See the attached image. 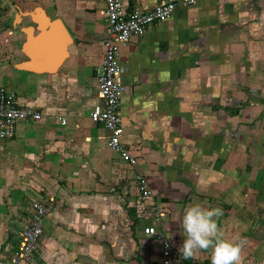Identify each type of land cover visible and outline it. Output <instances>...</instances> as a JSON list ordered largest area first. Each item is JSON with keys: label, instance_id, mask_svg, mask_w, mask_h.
<instances>
[{"label": "crops", "instance_id": "0c3cea01", "mask_svg": "<svg viewBox=\"0 0 264 264\" xmlns=\"http://www.w3.org/2000/svg\"><path fill=\"white\" fill-rule=\"evenodd\" d=\"M104 11L103 0H0V51L10 46L14 60L0 87L44 114L0 142V264H13L34 200L55 208L33 264H161L149 226L171 241V264H211V249L179 252L193 203L222 209L225 238L246 240L243 264H264V0H196L122 49L123 142L136 167L90 118Z\"/></svg>", "mask_w": 264, "mask_h": 264}, {"label": "built area", "instance_id": "2783aa9c", "mask_svg": "<svg viewBox=\"0 0 264 264\" xmlns=\"http://www.w3.org/2000/svg\"><path fill=\"white\" fill-rule=\"evenodd\" d=\"M104 16L107 22L105 36L99 45L102 49V61L97 69V104L90 113L95 125L102 126L109 133L108 146L120 159L131 167L138 165V159L126 148L123 142L124 127L120 116L122 100L128 87L122 80L125 72L121 64L122 49L133 38L142 37L148 29L159 22L170 19L176 10L183 6H194L196 0H171L147 10H128L124 0H103ZM44 114L34 105H21L16 91L0 87V142L12 139L21 122L36 124L42 121ZM62 125L67 119L59 117ZM138 199L147 202L154 196L151 182L143 174L136 176ZM55 205L34 200L29 205V223L22 232L21 246L13 252V264H33L40 253V243L45 232V218L52 213ZM144 234L156 238L162 247L161 264H171L173 247L166 234L154 226L144 229Z\"/></svg>", "mask_w": 264, "mask_h": 264}, {"label": "clouds", "instance_id": "9594fccd", "mask_svg": "<svg viewBox=\"0 0 264 264\" xmlns=\"http://www.w3.org/2000/svg\"><path fill=\"white\" fill-rule=\"evenodd\" d=\"M221 215L222 209L200 203L189 204L184 209L178 222L185 237L179 252L185 260L211 249V264H243L242 251L246 240L239 234L225 238L215 219Z\"/></svg>", "mask_w": 264, "mask_h": 264}, {"label": "rangeland", "instance_id": "374dc122", "mask_svg": "<svg viewBox=\"0 0 264 264\" xmlns=\"http://www.w3.org/2000/svg\"><path fill=\"white\" fill-rule=\"evenodd\" d=\"M5 37L12 40V35L10 32H6ZM10 46H5L3 50L0 51V79H3L6 75H9L10 69L13 68V55L11 54Z\"/></svg>", "mask_w": 264, "mask_h": 264}]
</instances>
